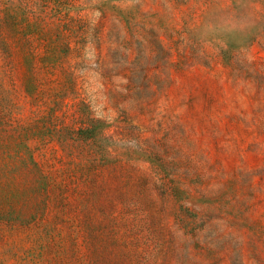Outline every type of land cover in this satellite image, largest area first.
<instances>
[{
	"label": "rangeland",
	"instance_id": "374dc122",
	"mask_svg": "<svg viewBox=\"0 0 264 264\" xmlns=\"http://www.w3.org/2000/svg\"><path fill=\"white\" fill-rule=\"evenodd\" d=\"M0 264H264V0H0Z\"/></svg>",
	"mask_w": 264,
	"mask_h": 264
}]
</instances>
